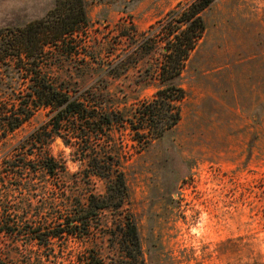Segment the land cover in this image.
<instances>
[{
	"label": "rangeland",
	"instance_id": "1",
	"mask_svg": "<svg viewBox=\"0 0 264 264\" xmlns=\"http://www.w3.org/2000/svg\"><path fill=\"white\" fill-rule=\"evenodd\" d=\"M55 1L0 0V32L45 16ZM188 1L84 0L89 23L72 39L77 52L70 55L63 52L68 47L54 46L43 71L57 85L87 90L91 100L100 95L106 107L130 116L160 87L164 43L144 42V37L158 35L168 13ZM203 17L206 30L179 78L186 90L179 122L146 146L134 139L128 124L114 125L110 141L100 143L109 144L125 172L123 205L100 212L87 233L35 241L32 232L40 219L68 216L91 193L106 191V179L57 137L50 151L66 164L60 180H36L25 195L16 190L5 198L33 220L18 228L20 234L0 232L5 264H87L90 256L116 264L123 256L121 225L127 216L137 224L145 264H264V132L236 130L231 122L236 111L218 105L206 91L211 71L206 65L218 68L224 60H235L240 32L264 29V0H215ZM2 74L0 67V87ZM45 119L46 109L39 108L6 136L0 131V161ZM247 119L260 122V117ZM16 185L15 179L0 180L4 193ZM57 223L41 231H55Z\"/></svg>",
	"mask_w": 264,
	"mask_h": 264
},
{
	"label": "trees",
	"instance_id": "2",
	"mask_svg": "<svg viewBox=\"0 0 264 264\" xmlns=\"http://www.w3.org/2000/svg\"><path fill=\"white\" fill-rule=\"evenodd\" d=\"M215 0H189L187 4L171 10L156 33L149 32L144 42L156 43L160 39L165 50L158 68L160 87L154 97L138 104L127 116L123 112L106 107L99 100L87 98V90L71 92L57 85L44 71V61L50 59L48 50L54 46H66L63 52L74 54L73 38L86 28L89 18L84 0H56L54 7L40 18L29 21L10 32H0V131L1 136L14 131L28 121L39 108L46 109V119L21 138L0 161V180L15 179V187L8 186L5 193L0 187V232L20 234L24 223L33 222L25 208L10 206L16 190L31 189L36 180L48 177L60 180L66 170L64 161L50 151L51 143L60 137L66 145H73L81 160L88 161L91 171L106 179L104 194L91 193L85 204L68 216L39 220L32 237L40 244L51 242L63 234L87 233L91 221L107 208H120L128 188L125 172L113 159L107 144L114 125L128 124L134 139L145 146L173 128L181 118L180 103L186 90L179 78L191 52L196 48L206 30L203 12ZM49 57V58H48ZM93 93V92H92ZM98 99V100H97ZM110 141V140H109ZM6 202H5V200ZM8 202V204H6ZM18 206L19 208L15 207ZM23 209V210H22ZM52 221L58 222L55 231H41ZM123 256L116 264H145L139 230L130 216L121 225ZM87 264H101L99 258H86ZM0 264H5L0 259Z\"/></svg>",
	"mask_w": 264,
	"mask_h": 264
},
{
	"label": "crops",
	"instance_id": "3",
	"mask_svg": "<svg viewBox=\"0 0 264 264\" xmlns=\"http://www.w3.org/2000/svg\"><path fill=\"white\" fill-rule=\"evenodd\" d=\"M206 66L211 68L206 72L210 76L206 91L213 94L218 105L236 111V119L231 121L235 129L264 132V29L242 30L235 60H224L218 68L209 63ZM248 117L254 121L260 117V122L253 124Z\"/></svg>",
	"mask_w": 264,
	"mask_h": 264
}]
</instances>
